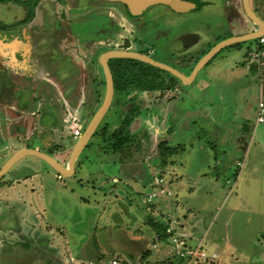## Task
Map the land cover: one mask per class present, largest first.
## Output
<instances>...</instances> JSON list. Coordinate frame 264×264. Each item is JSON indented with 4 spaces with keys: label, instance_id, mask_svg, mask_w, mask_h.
Returning <instances> with one entry per match:
<instances>
[{
    "label": "rangeland",
    "instance_id": "obj_1",
    "mask_svg": "<svg viewBox=\"0 0 264 264\" xmlns=\"http://www.w3.org/2000/svg\"><path fill=\"white\" fill-rule=\"evenodd\" d=\"M35 1L0 2V24L23 23L21 20L32 11L29 3ZM39 1L30 24H23L12 34L0 30V167L18 147L44 142L26 136L29 126L35 124L33 115L36 120L39 117L35 111L39 106L37 94L50 104L40 98L44 108V113L39 111L41 120L60 133V139L48 136L50 143H41L39 149L55 155L61 163H67L78 140L72 137L71 125L84 130L104 96L97 62L98 55L110 49L109 45L99 46L93 32L101 2ZM259 1L263 2L264 20V0ZM236 6L242 15L239 0ZM185 19L187 24L172 32L177 53L184 47L175 36L188 29L200 36L196 45L199 55L228 34L224 25L212 27L220 18L211 9L190 11ZM242 20L239 27L230 20L235 35L255 29L254 23L244 17ZM257 42L255 39L222 49L192 84L139 90L127 97L115 91L97 133L76 159L71 176H60L34 155L18 160L0 179V264H91V259L92 264H111L114 256L127 264L122 262L125 257L120 252L105 251L100 244L107 242L110 232L122 228L130 236L156 240L148 217L166 225L169 215L165 208L155 212L166 201L175 207L170 215L180 221L175 230L186 244L194 246L201 240L206 255L200 264H264V121H257L258 103L264 101V67L250 72L245 56L246 51L260 46ZM159 45L156 42L155 46ZM167 48L164 44L163 50ZM157 54L167 61L165 51ZM74 55L82 59L85 76L72 73L73 69L77 72ZM224 56L219 73L212 72L213 64ZM42 74L53 83H44ZM18 83L20 87L13 90ZM77 86L80 92L75 91ZM87 89L93 92L88 95ZM85 95L91 109L87 116L77 99ZM133 96V102L140 106V114L129 127L134 143L120 156L107 151L106 138L122 125L131 106L122 102ZM73 105L77 109L74 117L70 110ZM1 106L5 108L1 110ZM19 112L25 116L16 124L11 120ZM261 113L264 116V110ZM12 129L18 137L11 134ZM241 137L246 139L243 143ZM159 141L177 150L167 168L160 167ZM156 173L165 178L170 194L146 202L145 194L153 189L147 183ZM114 177L117 184L112 183ZM155 244L171 249V255L147 261L145 257L136 258L134 264L177 262L168 239ZM148 248L152 254L157 251ZM96 251L102 252V260L94 259ZM131 251L137 253L135 245Z\"/></svg>",
    "mask_w": 264,
    "mask_h": 264
},
{
    "label": "flooded vegetation",
    "instance_id": "obj_2",
    "mask_svg": "<svg viewBox=\"0 0 264 264\" xmlns=\"http://www.w3.org/2000/svg\"><path fill=\"white\" fill-rule=\"evenodd\" d=\"M98 1L101 2L100 3L101 5H99L101 8V12L97 16L98 24H97V27L95 28V31L93 32H94V35H96V38L98 39L99 46H103L105 44V45H109L110 50L122 49V50L137 51L141 54L147 55L153 60H156L158 62H161V63H164L166 65L173 67L178 72L184 75H189L193 67L197 63L198 59L209 50V49H205V51L199 55V52L196 51L198 49L196 45L200 41V36L195 31H192L189 29L186 31H183L181 34H185V33L195 34L198 37L197 42L190 46H187V45L185 46V44L180 41L184 47L182 48L181 46L182 48L181 50L183 51L177 53L175 50H173L172 32L174 30L176 31L181 26H184L187 24V20L185 19L186 14H190V11L200 12L201 10L204 11L207 9L208 10L211 9L212 11L217 13L220 19H217V21L213 22L212 27L219 28L220 26L224 25V27L228 28V34L220 38V40L218 41L225 39L228 35L232 36L236 34L234 33V29L232 28V26L234 25L230 24L231 19L235 20V24L238 27L243 22L242 17L252 22V20H250L245 13L244 6H243V0H239L240 10L242 11V15L239 14L238 12V8L236 6L237 0H185L194 5V7L191 10L186 11V12H175L167 5L156 4V5L147 7L139 14L135 13L133 10L129 9L127 6H125L124 4L120 2H114V1H109V0H98ZM106 2L107 4H105ZM39 3L40 1L38 0L36 4L38 5ZM249 6H250V9L253 11L254 15L258 19L264 21L261 16L262 6H263L262 2L259 0H249ZM103 11L105 12L102 13ZM64 12L65 11H63L62 13ZM34 16H35V12L33 10V17ZM21 21H24L25 23L24 22L17 23V24L11 23L9 25L3 24L4 28L0 24V30H2V32L12 34L14 31L18 32V29H20L23 24L28 25L32 22V21L24 20V19ZM254 30L256 31L259 30V27L255 25ZM119 33H122V35L119 36ZM179 36H175V39L179 38ZM92 40H93V37H92ZM156 42L157 43L159 42L160 45L155 46ZM164 44L168 45V48L165 50H163ZM162 51L166 52L167 61H163L161 60V57L160 58L158 57L157 53H160ZM102 53L104 52H101L98 56H100ZM218 53H216V55ZM180 55H183V57L182 56L180 57ZM215 56H213L203 67L207 66L208 63L212 61L213 58H215ZM112 59H116V58H112ZM112 59H109L107 64L109 66V69L112 75L113 91L115 92V82H114L113 72L110 67L111 65L110 63ZM97 63L100 67L99 68L101 72L100 74L102 76L101 87L105 90V78H104L103 69L99 63V58H98ZM185 69H188L187 73L183 72V70ZM144 73L145 74L147 73L146 74V77H147L151 72L149 69H147L145 70ZM160 74L162 77H165L164 73H160ZM196 76L194 80L188 84H183L178 78L173 76L174 78H176V80L167 79L168 84H165L163 82V85L165 87H168V86L179 87L180 85L182 86L189 85L195 81ZM42 81L44 83H52L47 76L45 79H43L42 77ZM17 87H20L19 83L15 85L13 90L18 89ZM114 92H113L112 100L114 98Z\"/></svg>",
    "mask_w": 264,
    "mask_h": 264
},
{
    "label": "water",
    "instance_id": "obj_3",
    "mask_svg": "<svg viewBox=\"0 0 264 264\" xmlns=\"http://www.w3.org/2000/svg\"><path fill=\"white\" fill-rule=\"evenodd\" d=\"M114 2H120L133 10L135 13L139 14L144 9H146L149 6L156 5V4H164L169 6L172 10L175 12H186L191 10L194 5L188 1L185 0H109ZM243 6L246 15L252 22L259 27V30H254L252 32H248L246 34L242 35H233L230 37H227L219 42H217L215 45H213L203 56H201L195 66L193 67L192 71L189 75H184L178 72L173 67L166 65L164 63L158 62L156 60L151 59L145 54H141L137 51H130V50H122V49H113L108 50L102 53L99 56V63L103 69L104 78H105V90H104V96L102 99V102L98 109L95 111L87 125L85 126L81 136L76 141L69 157L68 161L65 166H63L57 159L52 157L51 155L33 149V148H21L14 152L8 159L5 161V163L0 167V179L2 176L21 158L28 156V155H34L43 161H45L55 172H57L60 176L68 177L73 175L74 173V164L76 162V159L80 155V153L83 151L85 146L88 144L90 138L93 136L95 130L97 129L98 125L100 124L102 118L104 117L105 113L108 111L112 97H113V81H112V75L109 69V66L107 64L109 59L112 58H124V59H134L141 61L143 63L149 64L153 67H156L158 69L164 70L174 77L178 78L183 84H188L192 82L196 76V74L203 68V66L218 53L220 50L231 46L233 44L243 43L250 40H255L262 36L264 33V21L258 19L253 11L250 9L249 6V0H243ZM181 42L185 44V46H190L197 42L198 37L195 34L192 33H185L181 34L178 38ZM109 245L111 247H115L117 249H120L122 245H116L114 242H110ZM124 249H130L131 247L128 246L126 248L123 246Z\"/></svg>",
    "mask_w": 264,
    "mask_h": 264
},
{
    "label": "trees",
    "instance_id": "obj_4",
    "mask_svg": "<svg viewBox=\"0 0 264 264\" xmlns=\"http://www.w3.org/2000/svg\"><path fill=\"white\" fill-rule=\"evenodd\" d=\"M3 1L8 2L9 0H0V2L2 3ZM37 1L38 0H36L35 3H29V7L30 8L32 7L31 8L32 11L30 16H28L26 20H29L33 17V10ZM238 45L240 44H236V46ZM110 64L112 65V66L110 65V67L113 72L114 81L115 83L118 82L119 85V89L115 91L119 92L118 95L123 97L124 96L127 97L129 94L139 90L142 91L163 90L166 88L163 85L164 79L168 78L171 80L173 79L176 80V78H174L169 73L134 59L116 58V59H112ZM147 69H149L151 73L146 77L147 73L145 74L144 72ZM253 70L254 67H251V71ZM160 73H164L166 78L162 77ZM133 100H134V96L128 100L129 102L128 101L127 102L125 101V103L122 102V105H126L129 103L131 104V106L128 108L127 115L124 117L122 125L118 128L113 129L108 134L106 138V142L109 145V149H110L107 150L108 152L118 153L121 156L123 155L124 152H126V148L132 146L134 143V136L131 133V130H129V127L132 121L136 119L140 114V106L139 104H135ZM96 133H97V129L95 130L93 135H95ZM86 146H88V144ZM27 148H31V147L27 146ZM157 150L161 163L160 164L161 168L168 166L170 162V158L177 152V150L172 146H169L166 143V141H159L157 144ZM150 183L151 181H148L147 185ZM148 218H150L148 220V224L150 226V229L155 234V238H156V240H153V242L155 243V242L167 240L168 234L166 233L165 230L166 225L162 224L159 221L153 220L152 217H148ZM153 242L151 241V243ZM106 250L108 249H105V251ZM150 255L151 252L150 249L148 248L141 253L140 258L141 257L146 258L149 257Z\"/></svg>",
    "mask_w": 264,
    "mask_h": 264
},
{
    "label": "crops",
    "instance_id": "obj_5",
    "mask_svg": "<svg viewBox=\"0 0 264 264\" xmlns=\"http://www.w3.org/2000/svg\"><path fill=\"white\" fill-rule=\"evenodd\" d=\"M262 4H263V2H262ZM74 56H76V58H74V66H76V68H77V72H75L74 71V69L72 70V73L74 72L76 75H79V76H81V72L83 73V70H85L84 68H83V65H82V59L80 58V57H78V55H74ZM78 57V58H77ZM226 57L227 56H224V57H222V58H220V60H216V62H215V64H213V68H212V72H215V73H219V68H221L223 65H224V62H222L221 63V61L223 60V59H226ZM221 63V66L219 65ZM249 65V64H248ZM251 67H254V70L253 71H251ZM248 68V67H247ZM248 70L250 71V72H252V73H256V72H258L257 70V67L255 66V65H250L249 66V68H248ZM71 72V71H70ZM83 75H84V73H83ZM42 77H43V79H45L46 78V74H42L41 75ZM85 76V75H84ZM53 83V82H52ZM198 85V84H197ZM197 85L195 86V89L196 88H198L197 87ZM40 88V87H39ZM262 88L263 87H261V90H262ZM76 89H77V91H79L80 92V89H79V87L77 86L76 88H75V91H76ZM201 89V88H200ZM39 90V89H38ZM201 91H205V90H203V89H201ZM87 94L88 95H90L92 92H93V89H87ZM198 96H201V94L200 93H198ZM32 97V96H31ZM71 97V96H70ZM70 97H69V99H70ZM33 98V97H32ZM40 95H36V99H37V102L36 103H38V105L39 106H36L35 107V111H36V113L37 114H39V117H38V119L36 120V118L34 117L35 116V114L33 115V119H32V121H34V123L35 124H33L32 126L30 125L29 126V128H28V130H27V134H26V136H28L29 138H34L35 139V141H38V140H43L44 142H41L42 143V146H44V145H47L48 144V140H47V137L48 136H55V138H58V139H60V137H59V131H57V127H54L53 125H48L47 123H44L42 120H41V116H42V111L44 110V108H43V105H42V103L40 102ZM44 100H45V103L46 104H48L49 106H50V104H49V101L48 100H46L45 98H43ZM78 99V105H83L84 106V108H86L85 110H84V113H85V115L87 116L88 115V113L91 111V109L89 110V108L87 107V102L89 101L88 100V97H87V95H85V96H83V97H78L77 98ZM43 100V101H44ZM72 100H74L75 102H76V100L74 99V98H72ZM264 102V101H263ZM1 105H2V103H0ZM69 105V104H68ZM25 106V105H24ZM202 107H204V108H207L205 105H203L202 104ZM3 108H5L4 106H1V110H3ZM21 109H24V108H21ZM42 109V111H41V113H39V111ZM70 110H71V115L74 117V115L76 114V108H75V106L73 105V106H71V108H70ZM263 110H264V108H263ZM24 111L28 114V112H27V110L26 109H24ZM43 113H44V111H43ZM49 113H50V111H49ZM25 116V114H22L21 113V115H20V112L19 113H17L16 115H15V118L13 117V119L11 120L12 122H14L15 121V123L16 124H19L20 122H17L19 119H20V117H24ZM38 120H40V124L38 125ZM31 121V122H32ZM71 121H76V120H74V118H72L71 119ZM84 121V120H83ZM82 122V121H81ZM84 122H82V124H83ZM258 123H261V122H258ZM37 124V125H36ZM72 127H75V126H72L71 125V129H72ZM51 128H53V129H51ZM11 134H13V135H16V132H15V130H11ZM15 132V133H14ZM48 133V134H47ZM35 134V135H34ZM17 136V135H16ZM18 137V136H17ZM55 138H53V139H55ZM241 140H242V143L246 140L244 137H241ZM41 143H35V145H32L31 146V148H33V149H36V150H39V151H41L40 149H39V146L41 145ZM50 143V142H49ZM21 148H27V147H18L16 150H15V152L18 150V149H21ZM42 152H44V151H42ZM46 153V152H45ZM47 154H50V153H47ZM52 157H54L55 159H56V157H55V155H51ZM58 160V159H57ZM171 161V160H170ZM63 166H65L66 165V163H61ZM128 166L129 165H127L125 168H126V170L128 169ZM130 168V167H129ZM164 168H167V166H165ZM74 173H75V164H74ZM73 173V174H74ZM114 180H116L117 181V179L114 177V178H112V183L113 184H117V183H115L116 181H114ZM150 181H151V179H150ZM148 186H150V184H148ZM111 191H113V189L111 190ZM119 192H120V190H118ZM82 198V197H81ZM160 198H163L162 196L160 197ZM161 208H165V211H167V214H166V216L167 215H169L168 216V218H166L167 220L169 219V222L171 221V219H174L175 221H176V223H178V224H180V221H178L177 219V217L176 216H171L170 214L172 213V211L175 209V207H173V206H171L170 205V203H168L167 201L166 202H162L161 203V205H160V209H155V212L156 211H158L159 210V213H160V211H161ZM157 213V212H156ZM165 215V214H164ZM136 216V215H135ZM152 217V216H151ZM153 218V217H152ZM177 218V219H176ZM155 221H157V220H159V219H156V218H153ZM163 219V218H162ZM168 222V223H169ZM162 223V222H161ZM167 223V224H168ZM166 224V225H167ZM120 228H122V227H120ZM123 229V228H122ZM122 229H120V230H116L115 232H110V234H109V236L107 237V242H105L104 244H100V247H102L104 250L105 249H108L110 252H112V251H115L116 253H118V252H120V254L121 255H124V257H125V261L127 262H129L130 264H134V260H136V258L138 259V258H140V255H141V253L145 250V249H147V246L149 245V247H155V248H157V251L156 252H154L153 254L151 253V255L149 256V257H146L144 260H149L150 258H155L156 259V257H158V256H162V255H165V254H167V253H169L170 251H171V249H169L168 251L167 250H165V248L164 247H162V246H158L157 244H155L154 242H153V239H152V237H146V236H144V235H136V236H134V235H132V236H130V235H128V233H126L124 230H122ZM181 230H183V228H180V231ZM179 231V230H178ZM183 232V231H182ZM179 235H181L182 236V234H180L179 232H177ZM97 236V235H96ZM117 236V237H116ZM116 237V238H115ZM113 240V241H112ZM151 241L153 242V243H151ZM200 241V240H199ZM198 241V242H199ZM110 242H114L116 245L118 244V245H122L121 246V248L120 249H117V248H115V247H111V245H109V243ZM149 242L151 243V246H150V244H149ZM133 245H135L136 246V249H137V253H132V251H130V249H124L123 248V246H125L126 248H128V246L129 247H133ZM169 246V245H168ZM140 247V248H139ZM80 249H81V247H80ZM150 249V248H149ZM170 255H171V253H169ZM172 255H173V253H172ZM79 256H80V253H79ZM91 256H94V254H91ZM82 252H81V257H80V259H82ZM102 257H103V254H102V252L101 251H96V256L94 257V259L95 258H100L99 260H102ZM9 259H11L10 258V256H9ZM74 259V258H73ZM98 259H96V260H98ZM161 259H163V258H160V260ZM75 260V259H74ZM92 262H93V260L91 259V261H90V263L92 264ZM95 264V263H94Z\"/></svg>",
    "mask_w": 264,
    "mask_h": 264
},
{
    "label": "built area",
    "instance_id": "obj_6",
    "mask_svg": "<svg viewBox=\"0 0 264 264\" xmlns=\"http://www.w3.org/2000/svg\"><path fill=\"white\" fill-rule=\"evenodd\" d=\"M257 44H260L259 47H254L249 51H246L245 56L250 65H255L257 68L264 67V33L262 36L257 38ZM260 111L257 114V121H264V116L261 113V109L264 108V102L260 101L258 103ZM83 132V129L80 127H72L71 134L73 138H79ZM237 165L242 166L243 162H237ZM116 181V180H114ZM150 186L153 188L151 192L145 194L144 199L146 202H153L155 198L166 196L170 194V191L167 189L166 180L160 174L156 173L151 176ZM168 194H167V192ZM166 194V195H165ZM176 221L171 219V221L166 225V233L168 234L169 245L172 248V253L177 257V262L175 264H200L203 259H205L206 253L201 248V240L194 246L186 244L185 240L181 235L175 230ZM118 259V260H117ZM125 262V261H124ZM123 262V263H124ZM130 264L128 261L125 262ZM111 264H121L119 258L114 256L111 260Z\"/></svg>",
    "mask_w": 264,
    "mask_h": 264
}]
</instances>
